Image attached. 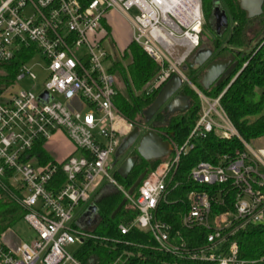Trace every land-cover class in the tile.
I'll list each match as a JSON object with an SVG mask.
<instances>
[{"label":"built area","instance_id":"obj_1","mask_svg":"<svg viewBox=\"0 0 264 264\" xmlns=\"http://www.w3.org/2000/svg\"><path fill=\"white\" fill-rule=\"evenodd\" d=\"M107 9L127 18L129 40L159 65L149 91L177 73L197 92L199 116L181 142L143 119L129 120L113 102L117 76L102 24ZM203 21L201 0H0V61L17 62L12 81L0 85V199L4 192L14 198L33 230L15 246L0 234L1 264H82L66 245H78L88 235L86 226L75 222L107 186L121 190L137 209L128 223H118L121 233L132 226L148 230L154 249L182 259L257 261L239 255L233 234L249 223H264V145L254 147L235 128L221 104L226 87L208 95L180 66L200 45ZM37 53L44 61L33 60ZM33 66L44 70L40 86H16L27 76L38 80ZM136 125L168 139L170 154L143 175L133 195L113 172L119 165L116 148ZM60 133L74 151L60 158L50 151L51 158L41 161L33 145L41 140L47 149ZM209 133L234 135L243 147L217 152L212 161L199 159L179 174L183 154ZM184 181L195 186L186 191L179 223L184 229L206 228L199 245L188 244L180 229L157 214ZM228 204L233 207L214 209Z\"/></svg>","mask_w":264,"mask_h":264},{"label":"trees","instance_id":"obj_2","mask_svg":"<svg viewBox=\"0 0 264 264\" xmlns=\"http://www.w3.org/2000/svg\"><path fill=\"white\" fill-rule=\"evenodd\" d=\"M86 1L88 0H83V2ZM217 1L225 10L228 26L230 25L224 41H221L215 24L212 21L210 24L206 23L210 18L214 19L213 10ZM262 7L264 11V2ZM201 9H203L204 21L200 36L205 27L210 30V40L205 47L212 49L215 58L232 57V60H238V63L226 79L217 84L213 83L210 87H204L199 82L198 77L204 69L195 63V79L199 83L196 84L208 95H215L226 87L220 96L224 110L229 114L235 128L243 138L247 141L256 139L264 135V32L254 46L249 49L245 47L249 46L253 40L248 35V29L252 23L259 22L264 30V15L249 19L245 10L238 6L237 0H201ZM102 24L106 27L108 36L110 26L104 21ZM201 44L202 40L199 46ZM123 49L122 58L113 60L110 66V69L116 73L117 81L123 84L122 88L115 86L113 102L129 120H142L144 119L143 109L150 104L161 87L159 85L149 91L147 86L151 77L158 72L159 65L136 42L129 40ZM0 66V85H8L14 77L17 62L16 60L0 61ZM232 77L233 79L229 82ZM180 93L188 100L186 107L169 111L162 106L149 122L155 129L171 133L177 142H181L188 134L189 128L200 112V100L191 85L183 82ZM194 146L180 159L179 174L181 175H184L199 159L212 161L217 152H234L235 149L242 148L243 144L234 135L225 138L209 133L206 137L198 138ZM32 150L37 153L41 161L51 158L50 151L42 145L41 140L33 145ZM133 152L135 153V150ZM169 154L152 158L139 156L126 176L121 177L116 170L113 172L114 176L127 190L141 170L145 169L147 174ZM194 186L193 183L184 181L174 188L170 192L169 202L161 203L157 214L171 223L173 230L180 229L188 244L199 245L205 240L206 228L201 226L184 229L179 223L180 214L186 206V191ZM135 193L132 192L133 195ZM124 196L125 194L118 188L110 187L95 197L97 211L95 219L93 223L85 227L88 235L79 241L73 251L82 264H216L210 260L182 259L174 254L154 249V240L150 232L140 227L132 226L121 233L118 223H128L137 214V209L126 197L119 211L111 216V212ZM232 207L230 204L215 205L214 209H231ZM23 212L24 209L20 204L4 192L0 199V234L16 219L23 216ZM233 236L238 242V252L241 257L256 258L257 261L254 264H264L263 222L249 223L237 230Z\"/></svg>","mask_w":264,"mask_h":264},{"label":"water","instance_id":"obj_3","mask_svg":"<svg viewBox=\"0 0 264 264\" xmlns=\"http://www.w3.org/2000/svg\"><path fill=\"white\" fill-rule=\"evenodd\" d=\"M237 2L238 6L245 10L246 16L249 19L254 18L255 16L264 15L262 7L264 0H237ZM213 15L217 30V26H223L225 28L228 25L225 10L218 8L217 4L214 6ZM213 55L214 53L212 52L211 48L200 47L195 50L190 63V65L196 63L203 67L204 70L201 74L200 82L204 87H210L211 83L217 84L226 79V77L231 74V72L234 70V67L238 63V60H232V57L212 58ZM233 77L229 80V82L233 79ZM182 83L181 76L177 73H173L167 79H165V81L161 84L160 89L151 100L150 104L143 109V120L146 123L151 121L154 113L162 106H164L169 111H173L188 105L186 96L180 93ZM39 98L42 97L40 96ZM132 144H135L137 155H127L118 160L119 165L116 171L121 177L126 176L131 168L135 165L138 154L143 158L163 156L167 154L170 148L168 139L163 138V136L154 128L151 127L147 128L146 130H141L138 125H136L121 139V142L115 151L116 158H119V156H122L127 150H129ZM144 174L145 169L139 172L138 176L135 178V181L127 189V193H132L134 191ZM125 199L126 196H124L122 200L116 205V207L111 212V216H114L119 211L118 209L122 206ZM86 209L89 211L91 210V208ZM94 219L91 221V223H93Z\"/></svg>","mask_w":264,"mask_h":264},{"label":"rangeland","instance_id":"obj_4","mask_svg":"<svg viewBox=\"0 0 264 264\" xmlns=\"http://www.w3.org/2000/svg\"><path fill=\"white\" fill-rule=\"evenodd\" d=\"M218 8H220L221 10H223V8H221V6L219 5V3H217ZM107 20H108V24L110 26V34L105 38V44L107 45V47L111 50L112 52V60H119L120 58H122V54H123V48L124 46H126L129 43V36H130V27H129V22L127 20V18L121 14L120 12H113L110 9H107ZM213 19V18H212ZM211 18L209 20L206 21V23L210 24L211 21L213 24L214 23V19L212 20ZM216 26V24H215ZM261 24L257 21H255L254 23L251 24L250 28L248 29V35L253 39L250 43L249 46H246L245 49H249L252 46L255 45L256 41H258L260 38H262V34L264 32L263 27L261 26ZM229 27L230 25L226 26L225 28L223 26L219 27L217 26L218 30L217 33L220 36L221 41L225 40V37L227 36L228 32H229ZM209 37H210V30L208 28H204L203 32L200 36V39L202 40V44L201 46H205L207 45V43H209ZM33 60H38L40 62L44 61V59H41L40 54L37 53L36 57ZM32 59L30 60L33 61ZM192 59L191 57H189L185 62H183L180 66L182 68V70L185 71V73L187 74V76L190 78V80L194 83L196 81V69H195V64L190 65ZM1 67V66H0ZM33 71L35 72V74L38 76V80L34 81V79L30 78V77H24L21 79L17 80V84L16 86H21V87H25L27 88L28 86H31L34 82L35 85L34 87H32L33 90H36L39 86H40V81L42 79H44L45 75H44V70L40 69L37 66H33ZM200 78L201 75H199L198 79L200 82ZM195 80V81H194ZM198 81H196L194 84L197 85ZM122 83L121 81H117L116 83V87L117 88H122ZM199 86V85H198ZM201 88V87H200ZM156 130H158L159 132H162V130L156 128ZM249 143L252 144L254 147H259V145H264V135L259 136L256 139H252L249 140ZM72 145V142L70 141V139L68 137L65 136V138L62 135H56L53 138L50 139V141L46 144L47 150L51 151L57 158H60L61 156H63V154L68 152L69 146ZM169 153V151L167 152ZM115 157V155H114ZM107 190L101 191L99 192L97 195L105 192ZM136 191V188L134 189V193ZM87 208H91V210L89 211L88 209L83 210V212L81 214L78 215V218L76 220V225L78 226H88L91 224V221L94 219L95 215H96V204L93 201L92 203H90ZM26 221L25 219L22 217L19 219L17 225L15 227H12V229H8L7 231H5L4 233V238L6 240L13 238V234L16 230L17 227L19 226H24L27 227L26 225ZM14 231V232H13ZM76 243L74 244H67L66 247L70 250L73 251L76 247Z\"/></svg>","mask_w":264,"mask_h":264},{"label":"crops","instance_id":"obj_5","mask_svg":"<svg viewBox=\"0 0 264 264\" xmlns=\"http://www.w3.org/2000/svg\"><path fill=\"white\" fill-rule=\"evenodd\" d=\"M113 12H115V11H113ZM106 23L108 24V20H106ZM109 25V24H108ZM201 46H198L195 50H197L198 48H200ZM202 47H205V46H202ZM195 52V51H194ZM194 52L192 53V55L190 56L191 57V59H192V57H193V55H194ZM59 136L60 135H62L64 138H65V135H63L62 133H60V134H58ZM71 151H73V145H70L69 146V149H68V152H71ZM67 152V153H68ZM110 187H112V186H107V188H105L104 190H107L108 188H110ZM103 190V191H104ZM95 199V198H94ZM94 201V200H93ZM87 208V207H86ZM86 208L84 209V210H86ZM20 218H22V216L20 217ZM20 218H18V219H16V221H14L10 226H8L7 228H6V230H4L3 231V233H2V235H3V237H4V233H5V231H7L8 229H12V227H15L16 225H17V223H18V221H19V219ZM27 225V227H24V226H19V227H17L16 228V230H15V232L14 233H12L13 234V238H11V239H8V240H6L5 238V241L9 244V245H11V246H15V245H17V242H19V241H21V240H24V239H29V238H31L32 237V235H33V230L28 226V224H26ZM1 264V263H0ZM37 264H43V263H37Z\"/></svg>","mask_w":264,"mask_h":264},{"label":"flooded vegetation","instance_id":"obj_6","mask_svg":"<svg viewBox=\"0 0 264 264\" xmlns=\"http://www.w3.org/2000/svg\"><path fill=\"white\" fill-rule=\"evenodd\" d=\"M212 58H215L214 56H212ZM211 84H213V83H211ZM164 138V137H163ZM133 145V144H132ZM130 146V149L129 150H127L122 156H119V158L117 159V160H119V159H121L122 157H125V156H127V155H137V151H136V148H135V144L133 145V146ZM133 150H135V153L133 152ZM139 154H138V156H137V160L139 159ZM137 160H136V162H137Z\"/></svg>","mask_w":264,"mask_h":264}]
</instances>
